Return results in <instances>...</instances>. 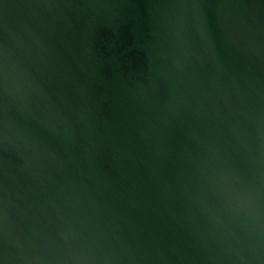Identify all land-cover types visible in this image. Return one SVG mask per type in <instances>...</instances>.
<instances>
[{"label": "water", "instance_id": "water-1", "mask_svg": "<svg viewBox=\"0 0 264 264\" xmlns=\"http://www.w3.org/2000/svg\"><path fill=\"white\" fill-rule=\"evenodd\" d=\"M0 264H264V0H0Z\"/></svg>", "mask_w": 264, "mask_h": 264}]
</instances>
